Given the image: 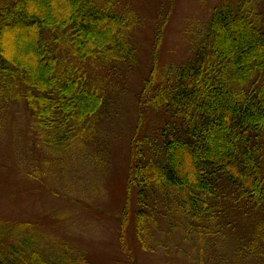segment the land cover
Masks as SVG:
<instances>
[{
  "label": "trees",
  "instance_id": "16d2710c",
  "mask_svg": "<svg viewBox=\"0 0 264 264\" xmlns=\"http://www.w3.org/2000/svg\"><path fill=\"white\" fill-rule=\"evenodd\" d=\"M130 12L119 0H0V104H22L47 145L90 140L104 94L85 65L136 63L141 23ZM205 32L193 57L165 69L155 57L145 80L141 105L168 117L151 135L138 131L131 148L128 195L135 191L143 248L162 221L202 238L220 214L264 211V28L255 0L221 2ZM30 222L0 217V264H89ZM253 235L250 249L264 253L262 224Z\"/></svg>",
  "mask_w": 264,
  "mask_h": 264
},
{
  "label": "rangeland",
  "instance_id": "374dc122",
  "mask_svg": "<svg viewBox=\"0 0 264 264\" xmlns=\"http://www.w3.org/2000/svg\"><path fill=\"white\" fill-rule=\"evenodd\" d=\"M119 1L141 23L133 33L137 60L132 67L85 65L104 94L90 140L64 148L47 145L22 104L1 102L0 217L31 221L89 264H264V253L248 244L256 227L264 229V211L220 214L213 224H203L202 238L184 237L183 228L172 233L162 221L143 248L135 231V191L128 195L135 135L155 133L168 117L141 105L155 57L164 69L186 62L203 40L213 9L237 0ZM255 2L264 28V0Z\"/></svg>",
  "mask_w": 264,
  "mask_h": 264
}]
</instances>
